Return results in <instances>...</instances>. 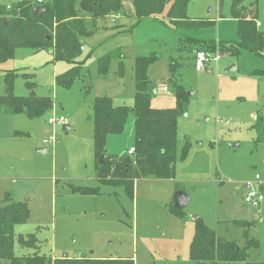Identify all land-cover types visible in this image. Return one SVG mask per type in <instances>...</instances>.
Segmentation results:
<instances>
[{"label": "rangeland", "instance_id": "rangeland-1", "mask_svg": "<svg viewBox=\"0 0 264 264\" xmlns=\"http://www.w3.org/2000/svg\"><path fill=\"white\" fill-rule=\"evenodd\" d=\"M121 2L123 12L117 19L112 15L103 18L94 33L81 38L78 59L91 76L88 90L78 78L68 86L57 85L55 77L70 66L53 61L47 49L20 47L0 62V95L8 72L16 73L13 93L28 95L31 90L21 75L28 72L33 74V92L53 101L48 112L35 118L4 113L0 107V201L10 192L29 209L26 221L14 227L15 255L34 251L18 241L20 235L34 233L38 251L51 257L120 256L132 258L134 264H205L189 257L196 219H200L216 235L238 245H243L246 230L259 243L247 250L248 260L264 262V142L256 140V121L264 119V57L243 47L237 56L215 49L222 58L195 70L193 53L199 48L211 49L207 41H215L216 48L218 41L237 44L232 0H192L187 17L214 23L182 27L172 26L164 15L137 22L131 0ZM244 5L256 12L261 24L256 27L264 35V0H245ZM116 49L123 55L122 71H118L119 58H114L108 73L99 74L97 58ZM151 54L156 59L147 68L155 86L150 105L175 107L177 84L187 97L185 111L177 117L173 175L135 178L131 196L123 185L97 180L88 115L96 96L132 106L134 59ZM60 115L70 129L47 123L49 117ZM133 130L134 115L130 113L124 130L108 136L107 153L126 152L133 144ZM185 142L187 154L179 158ZM71 184L98 185L99 190L83 194ZM246 185L262 194L259 206L245 202ZM179 194L188 198L180 208ZM237 220L248 226L236 227Z\"/></svg>", "mask_w": 264, "mask_h": 264}, {"label": "trees", "instance_id": "trees-1", "mask_svg": "<svg viewBox=\"0 0 264 264\" xmlns=\"http://www.w3.org/2000/svg\"><path fill=\"white\" fill-rule=\"evenodd\" d=\"M134 17L137 22L144 19H158L163 16L174 27L186 25L203 26L214 22L192 20L187 17V8L192 0H131ZM245 0H232L231 14L237 22V44L218 41L219 47L211 43L209 51L225 49L237 56L241 47L264 57V35L256 27V12L244 5ZM169 3L167 9L166 5ZM49 9L40 17L33 18L31 10L39 5L35 0H18L9 5L0 4V62L12 57L16 49H47L53 61H65L69 68L55 77L60 86H68L75 79L91 85L90 73L84 69L78 59L82 50L81 38L94 33L99 22L109 16L123 12L121 0H41ZM252 5V4H251ZM122 53L116 49L97 58L96 70L101 75L108 73L112 59L119 58L118 71L123 69ZM156 59L155 54L137 56L134 59V96L133 105L114 104L109 96H96L92 99L88 115L92 122V147L95 159L96 178L99 182L123 185L129 195H133L134 179L149 175L157 178H169L174 173L176 155L177 117L185 111L186 92L181 85H176V106L157 109L150 105L151 81L147 68ZM172 72V71H170ZM16 73L8 72L4 76L5 91L0 95V107L4 113L24 114L29 118L40 117L53 105L49 96L33 92L35 82L32 73H21L25 86L31 90L28 95L13 93V79ZM130 113L134 115L133 152L129 154L107 153L106 143L110 134H120L125 127ZM259 119V117H258ZM257 119L256 140L264 142V119ZM185 142L179 158H185L188 151ZM130 148V147H129ZM74 191L83 194L97 193L96 186H74ZM171 211L181 210L170 207ZM29 215L27 204L14 200L6 192L0 201V262L4 264H134L129 257L95 258L51 257L40 253L36 245L38 240L34 233L20 235L21 246L33 248L28 255L17 256L14 253V227L26 221ZM236 227L244 228L248 222L237 220ZM243 245L235 240L216 235L215 231L196 219L195 230L189 245V257L205 264H264L263 261L248 260L249 248H257L259 243L244 231ZM38 247V246H37Z\"/></svg>", "mask_w": 264, "mask_h": 264}, {"label": "built area", "instance_id": "built-area-1", "mask_svg": "<svg viewBox=\"0 0 264 264\" xmlns=\"http://www.w3.org/2000/svg\"><path fill=\"white\" fill-rule=\"evenodd\" d=\"M38 4H41V0H35ZM114 18V17H113ZM115 19V18H114ZM256 25L259 26L260 22L256 21ZM83 49V47H81ZM222 56L219 52H212L205 49H196L193 53V65L195 70L201 71L205 69L206 64L211 61H218ZM161 89L164 91H168L166 86H161ZM47 123L50 125H63L67 123V120L64 116H55L49 117L47 119ZM45 141V140H44ZM133 147L128 148L127 152L131 154L133 152ZM257 177V176H256ZM245 202L251 204L252 206H259L263 201V196L260 192L251 189L249 186L246 191V195L244 196Z\"/></svg>", "mask_w": 264, "mask_h": 264}, {"label": "water", "instance_id": "water-1", "mask_svg": "<svg viewBox=\"0 0 264 264\" xmlns=\"http://www.w3.org/2000/svg\"><path fill=\"white\" fill-rule=\"evenodd\" d=\"M49 9V5L47 4H40V5H37L35 6L32 10H31V16L33 18H38L40 17L44 12H46L47 10ZM253 9H256L255 7ZM234 67L232 66L231 69H233ZM150 90L152 92L155 91V86L151 84L150 86ZM189 95V94H188ZM62 128L64 130H68L70 129V126L68 124H63L62 125ZM39 151H41L42 153L45 152V149H40ZM246 188H248V185H246ZM188 201V198L182 194H179L178 197H177V204L182 207L186 204V202ZM178 206V207H179Z\"/></svg>", "mask_w": 264, "mask_h": 264}, {"label": "crops", "instance_id": "crops-1", "mask_svg": "<svg viewBox=\"0 0 264 264\" xmlns=\"http://www.w3.org/2000/svg\"><path fill=\"white\" fill-rule=\"evenodd\" d=\"M1 4V3H0ZM11 4V3H10ZM131 4H132V1H131ZM9 5V4H8ZM133 6V5H132ZM115 19H117V15L116 16H113ZM261 25V24H260ZM52 56V55H51ZM209 72H211L212 70H211V68L208 70ZM129 148V147H128ZM128 148L126 149V152H127V150H128ZM124 153V152H123ZM177 206H179L178 204H177ZM180 208V207H179ZM64 256V255H63ZM72 257H78L77 255H73ZM89 257H93V256H89ZM115 257H120V256H115ZM95 258H97V257H95Z\"/></svg>", "mask_w": 264, "mask_h": 264}]
</instances>
